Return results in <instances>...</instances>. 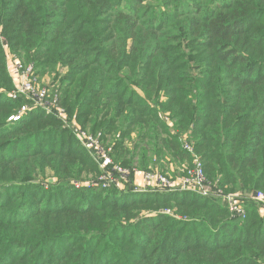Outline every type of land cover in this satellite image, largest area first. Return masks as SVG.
Here are the masks:
<instances>
[{"label": "trees", "instance_id": "obj_1", "mask_svg": "<svg viewBox=\"0 0 264 264\" xmlns=\"http://www.w3.org/2000/svg\"><path fill=\"white\" fill-rule=\"evenodd\" d=\"M2 37L0 264H264V0H0ZM5 51L116 165L176 179L197 156L251 194L245 218L188 191L77 189L93 155L41 108L9 121L32 102L8 96Z\"/></svg>", "mask_w": 264, "mask_h": 264}, {"label": "built area", "instance_id": "obj_2", "mask_svg": "<svg viewBox=\"0 0 264 264\" xmlns=\"http://www.w3.org/2000/svg\"><path fill=\"white\" fill-rule=\"evenodd\" d=\"M10 73L14 79V87H15L14 92L9 96L12 100H19L22 97V98H26L32 103L35 102L34 98L40 101H43L44 99H46V101L48 102L50 101L47 100L50 94L49 90L47 89V87L38 85L33 66H29L28 68L24 69L22 62L19 60H15L12 69L10 70ZM38 86H40L41 88ZM37 105L39 108L43 110L47 109L43 107L42 104L38 103ZM51 106L52 108L55 109V111L59 112L57 113L56 117L66 123V114L64 110L55 106V100L52 101ZM32 109L34 108H31L29 106L22 107V110L16 116L10 117V121H19L25 113L31 111ZM58 116H63L65 118V121ZM65 126L71 127V125L68 124H65ZM77 131L79 132L78 140L80 141L81 145L89 151V153H91L92 155H95L96 153H101L103 155L102 166L110 168L113 172H115V175L126 176L130 174L129 169L126 168L124 169L123 167L116 165L113 162V160L109 157L107 152L102 149L101 135H94V134L92 135L91 133H87L82 129H77ZM99 146H101V148ZM186 149L190 151L188 146L186 147ZM104 172L105 170H103V173ZM114 178L116 179L114 175H108L105 181L109 185H103L102 187L103 188L114 187L111 186L115 182ZM145 179L150 185L153 184L155 185L154 187H157V189L152 187V189L155 190L156 192L188 191V192H193L202 197L222 198L223 201L226 202L229 213L232 218H238L240 213H243L242 215L243 218H245L246 216V211L244 210L242 205V202L244 203V200L246 198L237 195H224L221 190L219 191L213 188V185L206 178L203 163L201 160L194 161L193 168L189 169L185 175L178 177L176 179L168 178L164 175L154 174V173L153 174L145 173ZM77 184H75L76 187ZM253 199L264 205V195L262 193L256 194ZM164 213L172 216V214H170L169 212H164Z\"/></svg>", "mask_w": 264, "mask_h": 264}, {"label": "rangeland", "instance_id": "obj_3", "mask_svg": "<svg viewBox=\"0 0 264 264\" xmlns=\"http://www.w3.org/2000/svg\"><path fill=\"white\" fill-rule=\"evenodd\" d=\"M2 38H0V41H1L2 45H3V47H5V49L7 50L8 49L7 48L8 44L6 43L5 38L4 37H2ZM6 52H7V54L5 56H6V62H7V70H8V73H9L10 77H11L12 83L14 85V79H13L11 73H10V70L12 69L14 61L18 60V59H15L13 56H11L9 51H5V53ZM22 64H23V62H22ZM28 67L29 66H26V65L23 64V68L24 69L28 68ZM36 72H38V71L36 70ZM43 80H44V85H45L44 87H46L47 84L49 85L50 82L52 81L51 77L44 78ZM38 87H40V86H38ZM14 90H15V87L13 88V90L10 93H8V96H10L14 92ZM52 95L53 94H52V91H51V93L49 94V96L47 98V100H50L49 102L46 101V99H44L43 101H40V100L34 98L35 102L31 103L32 105L27 104V106H29L31 108H39L38 105H37L39 103V104H42L43 107L47 108V109H45V111H46V113L48 115L57 116V113H59V112L55 111V109L52 108V106H51ZM20 99H23V98L21 97ZM20 99H19V101H20ZM24 99H26V98H24ZM23 105H26V104H23ZM22 107H24V106H22ZM22 107H20L21 110H22ZM21 110H19V112ZM58 117L62 118L65 121V118L63 116H58ZM70 120L71 119H69V116H67V115H66V123L63 122L60 119V121L64 124V126H65V124L73 126L74 129L71 130V131L74 134L75 138L78 140L79 139L78 138L79 132L77 131V129H82V128L79 127L75 122L70 121ZM9 121H10V119H9ZM86 132L89 133L88 131H86ZM101 143H102V141H101ZM101 146H99V147L101 148ZM187 146L189 147V150L192 153L194 151L193 148L189 144L188 145L186 144L185 148ZM102 149L104 151H106L103 147H102ZM106 152H107V154H109V151H106ZM92 159H93L94 163L97 165L95 167H98L99 172L97 170H91L93 172H91L88 175L84 176L85 180H83L82 182H79L77 184V187H76L77 189H80V188L95 189V188H98L100 186L102 187L103 185H109V184L106 183L105 179L108 177V175H114L117 180L114 178L115 182L111 186H114L113 188L116 189L118 192L131 193V194H136V195H147V193L148 194L149 193H157L155 190L152 189V187L155 188V189H157V187H154L155 185H153V184L150 185L147 182V180L145 179V172L144 171L135 172V171H130L129 170L130 171L129 175H126V176L115 175V172H113L110 168L102 166L103 165V163H102L103 155L101 153H96L95 155L92 156ZM193 161H200V158L197 157V156H193ZM162 163H164V161H162ZM125 168L126 167H124V169ZM154 169H153V171H155L154 174H161L162 168L157 167V168H154ZM103 170H105L104 173H103ZM177 170H180V168H177ZM51 179H53L54 182H57V179H55V177L53 175L48 174L46 179L44 180V183H48V181H51ZM213 188H216V187L213 186ZM105 189H107L106 191L109 190L108 188H105ZM217 190H219V189H217ZM233 195H237V196H240V197H243V198H247V197H250L251 194L246 193V195H245L244 193H242V194L241 193H236V194H233ZM245 203H246V201L244 200V203L242 202L243 208H244ZM261 206H262V204H261ZM244 210H245V208H244ZM164 212H169L170 214H172L173 217H179V216L174 215L175 212L170 210V209H168V210H166ZM263 212H264V209H263ZM145 214L150 215V216L153 215L152 212H147ZM242 215H243V213H240L238 219H243ZM179 218H181V217H179Z\"/></svg>", "mask_w": 264, "mask_h": 264}]
</instances>
